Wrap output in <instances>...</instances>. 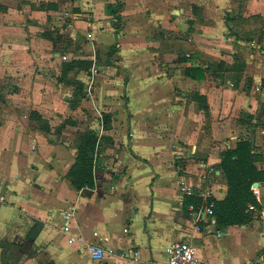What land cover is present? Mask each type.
Returning a JSON list of instances; mask_svg holds the SVG:
<instances>
[{
	"label": "crops",
	"instance_id": "obj_1",
	"mask_svg": "<svg viewBox=\"0 0 264 264\" xmlns=\"http://www.w3.org/2000/svg\"><path fill=\"white\" fill-rule=\"evenodd\" d=\"M3 3L0 241L10 245L7 264H90V243L116 252L98 264H167L165 249L175 241L189 242L200 264H264V0ZM64 34L95 55L104 49L118 57L106 68L127 71V80H115L125 96L104 82L110 96L82 95L72 106L69 73L78 71L73 80L82 90L87 82L81 67L63 72ZM103 105L108 127L87 128L97 138L94 185L78 189L69 175L76 140ZM240 140L252 143L263 172L253 192L258 206L246 223L219 226L207 201L226 196L221 152ZM69 206L72 243L61 230ZM35 221L42 228L30 241ZM128 250L136 261L119 256Z\"/></svg>",
	"mask_w": 264,
	"mask_h": 264
},
{
	"label": "trees",
	"instance_id": "obj_2",
	"mask_svg": "<svg viewBox=\"0 0 264 264\" xmlns=\"http://www.w3.org/2000/svg\"><path fill=\"white\" fill-rule=\"evenodd\" d=\"M0 0V12L6 9V5ZM111 13H116L118 4L110 6ZM115 23L119 21L117 15L114 16ZM117 28V26H116ZM73 67L78 66L77 61H73ZM64 68V66H63ZM65 73V68L63 69ZM68 70V69H66ZM60 80H65L60 78ZM73 85H78L81 89L83 85L73 80ZM197 100H201L200 96H196ZM82 139L77 143V157L75 164L70 169L69 175L72 178L74 187L93 188V165L94 154L97 138L94 134L82 133ZM253 145L248 140H240L236 142L233 149H226L221 152L220 167L227 182V193L223 200L216 201L208 198L207 204H213V216L216 224L219 226H227L233 224H243L251 219V211L248 210V204L258 206V202L251 189L253 182L263 179V172L257 171L254 166L256 155L252 152ZM42 228L40 221H35L26 233V239L33 241Z\"/></svg>",
	"mask_w": 264,
	"mask_h": 264
},
{
	"label": "rangeland",
	"instance_id": "obj_3",
	"mask_svg": "<svg viewBox=\"0 0 264 264\" xmlns=\"http://www.w3.org/2000/svg\"><path fill=\"white\" fill-rule=\"evenodd\" d=\"M4 2V1H2ZM71 23V20H70ZM120 24V23H119ZM53 32H56L55 29L53 30ZM65 35V34H64ZM65 40H63L62 42L59 43L57 50L61 51V52H65L66 54H64L66 56L65 59H61L62 64L66 69H73L72 68V60H77L78 62V68H82L85 69L84 71L79 72L81 74V78L86 82H87V87L82 90L78 85H73L71 84V82H73V78L76 75V72L78 71H74L71 70V73H69V77L70 79H67V83H70L74 90L73 93L71 94L70 98H72V106H74L77 102L76 101H80V97L83 95V98L85 97H92L94 95L98 96V93H103L105 95V97L110 96L111 93H109V89L107 88L105 90V87H103L102 83H106V84H113V82L115 83L116 79H120L122 82L123 80H127L128 78V73L127 71H116L113 70V67H110V69L106 68V66L108 65H112L113 62H118L119 59L116 55H110L109 53L106 54L107 51H104V49H100L101 51L96 50V55L95 53L90 50L88 51L86 48H83V46L80 45V43L78 42L79 39L74 40V41H70L67 42L66 39H68L67 35H65ZM80 38V37H79ZM85 42V40H83ZM108 50V48H107ZM91 55V56H89ZM73 56H76L74 58H72ZM88 80V81H87ZM119 84H116V88L115 89H119L120 92L117 94V96H125L124 93L126 94V92H123L121 87V82ZM100 82V83H98ZM99 84V85H98ZM72 88V89H73ZM108 91V92H107ZM161 95L164 96L165 94V90L162 88L160 91ZM114 95V94H113ZM116 95V93H115ZM74 96V97H72ZM106 106L107 105H103L102 108L99 109V113L97 112L96 117L95 118H91V116L85 120L86 123V127H84V131H79L76 143L80 142V140L82 139V133H88L87 128H91L92 130H100L101 126L106 128L108 127V122L110 121V119L108 118V114H106ZM94 109V108H93ZM86 110V109H85ZM70 121V120H68ZM84 122V121H82ZM97 127L92 128V126L96 125ZM104 141H109L107 136H104ZM96 152V150H95ZM254 183L257 182H253L251 185V189L254 192L255 187L257 186H253ZM257 185V184H256ZM213 205H210V209L212 210V216H213V209H212Z\"/></svg>",
	"mask_w": 264,
	"mask_h": 264
},
{
	"label": "built area",
	"instance_id": "obj_4",
	"mask_svg": "<svg viewBox=\"0 0 264 264\" xmlns=\"http://www.w3.org/2000/svg\"><path fill=\"white\" fill-rule=\"evenodd\" d=\"M63 59L66 56H62ZM258 89V88H257ZM189 192V191H188ZM248 210L255 211L253 204H248ZM209 214L212 213L210 208L207 209ZM74 215V206H69L63 213V223L61 230L69 235L68 243H72L76 238L70 235L71 223ZM125 230V229H124ZM87 250L89 252L90 264H98L103 259L105 253L113 254L116 253L112 249L101 248L96 244H88ZM167 264H200L195 255V249L193 246L186 241H175L172 242L166 249ZM119 256L126 257L130 256V259L136 261V251L128 250L127 252H119ZM259 264V263H255Z\"/></svg>",
	"mask_w": 264,
	"mask_h": 264
},
{
	"label": "water",
	"instance_id": "obj_5",
	"mask_svg": "<svg viewBox=\"0 0 264 264\" xmlns=\"http://www.w3.org/2000/svg\"><path fill=\"white\" fill-rule=\"evenodd\" d=\"M253 186H257L256 183L253 184ZM212 231L215 232V227L210 226ZM0 247L2 248L1 252V264H7V259H6V253L10 247L9 243L6 241H0Z\"/></svg>",
	"mask_w": 264,
	"mask_h": 264
}]
</instances>
